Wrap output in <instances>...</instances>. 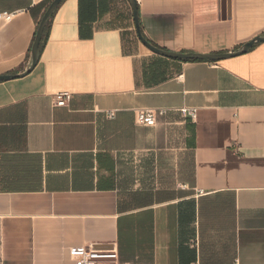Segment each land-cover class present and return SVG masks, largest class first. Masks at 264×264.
<instances>
[{"label":"crops","instance_id":"obj_1","mask_svg":"<svg viewBox=\"0 0 264 264\" xmlns=\"http://www.w3.org/2000/svg\"><path fill=\"white\" fill-rule=\"evenodd\" d=\"M49 3L0 0L17 11L0 20V75L28 66ZM137 4L169 50L264 34V0ZM144 107L167 112L138 124ZM112 243L130 264H264V41L174 59L142 42L131 0H62L35 67L0 80V264H76L72 246Z\"/></svg>","mask_w":264,"mask_h":264},{"label":"built area","instance_id":"obj_2","mask_svg":"<svg viewBox=\"0 0 264 264\" xmlns=\"http://www.w3.org/2000/svg\"><path fill=\"white\" fill-rule=\"evenodd\" d=\"M17 11H0V20H10ZM73 97V92L69 89L58 90L53 94L54 104L58 106H68ZM180 111L185 117L195 119L197 117L196 107H182ZM167 108L164 107H144L137 110L136 120L142 125H156L158 117L165 115ZM112 117L114 110L108 112ZM201 193L204 190H200ZM70 254L76 264H130L120 260L119 251L116 244L99 246L96 244L78 245L70 248Z\"/></svg>","mask_w":264,"mask_h":264},{"label":"water","instance_id":"obj_3","mask_svg":"<svg viewBox=\"0 0 264 264\" xmlns=\"http://www.w3.org/2000/svg\"><path fill=\"white\" fill-rule=\"evenodd\" d=\"M62 0H52L48 7L46 8L36 31V35L34 38V42L32 44L31 53H30V61L28 66L22 72L16 73H7L0 75V80H8L16 77H21L28 74L37 64L40 55V44L42 41V37L47 25V22L53 12L56 10L58 5L61 3ZM133 10H134V20L135 25L137 28V32L139 34L140 39L142 42L147 45L152 51L155 53L174 58L180 60H191V59H201V60H219L222 58L230 57L233 55H238L244 52H247L255 43L259 41H264V34H260L252 38L251 40L245 42L241 47L238 49L230 50L227 52H199V51H177V50H169L163 47H160L153 42H151L146 36L143 34L141 25H140V18H139V9L137 0H131Z\"/></svg>","mask_w":264,"mask_h":264},{"label":"trees","instance_id":"obj_4","mask_svg":"<svg viewBox=\"0 0 264 264\" xmlns=\"http://www.w3.org/2000/svg\"><path fill=\"white\" fill-rule=\"evenodd\" d=\"M50 2L52 1V0H49ZM50 4V3H49ZM48 4V5H49ZM48 7V6H47ZM54 13V12H53ZM52 16H53V14L51 15V17L49 18V20H48V22H47V25H46V28H45V31H44V34H43V37H42V41H41V44H40V50L42 49V47H43V45H44V43H45V41H46V38H47V33H48V29H49V27H50V24H51V19H52ZM37 31V30H36ZM35 35H36V33H35ZM35 38V37H34ZM33 42H34V40H33ZM198 60H201V59H191V60H189V61H198ZM211 61H213V60H211Z\"/></svg>","mask_w":264,"mask_h":264}]
</instances>
